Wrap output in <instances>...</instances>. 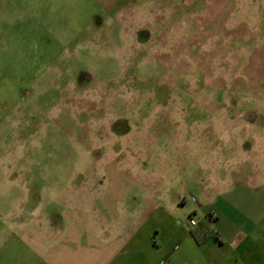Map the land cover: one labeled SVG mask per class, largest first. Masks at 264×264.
<instances>
[{
  "label": "rangeland",
  "instance_id": "obj_1",
  "mask_svg": "<svg viewBox=\"0 0 264 264\" xmlns=\"http://www.w3.org/2000/svg\"><path fill=\"white\" fill-rule=\"evenodd\" d=\"M253 181L264 0H0V208L154 206L193 231Z\"/></svg>",
  "mask_w": 264,
  "mask_h": 264
},
{
  "label": "crops",
  "instance_id": "obj_2",
  "mask_svg": "<svg viewBox=\"0 0 264 264\" xmlns=\"http://www.w3.org/2000/svg\"><path fill=\"white\" fill-rule=\"evenodd\" d=\"M255 181L233 184L202 208L215 218L216 233L204 244L173 222L149 226L163 211L154 206L105 201L93 208L84 199L86 205L41 214L40 222L27 219V208H0V264H28L27 251L30 264H264V238L253 235L264 229V183ZM151 227L157 235L163 229L164 237ZM224 249L229 257H220Z\"/></svg>",
  "mask_w": 264,
  "mask_h": 264
},
{
  "label": "trees",
  "instance_id": "obj_3",
  "mask_svg": "<svg viewBox=\"0 0 264 264\" xmlns=\"http://www.w3.org/2000/svg\"><path fill=\"white\" fill-rule=\"evenodd\" d=\"M206 217V219L210 223L213 224L215 222V218L212 216V214H208ZM191 233L198 244H204L208 239L216 237L213 226H211L210 224H202L201 226L191 231Z\"/></svg>",
  "mask_w": 264,
  "mask_h": 264
},
{
  "label": "built area",
  "instance_id": "obj_4",
  "mask_svg": "<svg viewBox=\"0 0 264 264\" xmlns=\"http://www.w3.org/2000/svg\"><path fill=\"white\" fill-rule=\"evenodd\" d=\"M192 224H194V223L192 222Z\"/></svg>",
  "mask_w": 264,
  "mask_h": 264
},
{
  "label": "flooded vegetation",
  "instance_id": "obj_5",
  "mask_svg": "<svg viewBox=\"0 0 264 264\" xmlns=\"http://www.w3.org/2000/svg\"><path fill=\"white\" fill-rule=\"evenodd\" d=\"M116 129V128H115Z\"/></svg>",
  "mask_w": 264,
  "mask_h": 264
}]
</instances>
